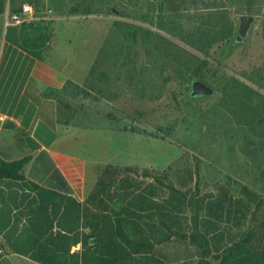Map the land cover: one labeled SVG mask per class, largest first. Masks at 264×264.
Wrapping results in <instances>:
<instances>
[{"label":"trees","instance_id":"16d2710c","mask_svg":"<svg viewBox=\"0 0 264 264\" xmlns=\"http://www.w3.org/2000/svg\"><path fill=\"white\" fill-rule=\"evenodd\" d=\"M110 1L100 0L108 13L116 9V2ZM227 1L199 0L203 7H197L192 16L191 11L158 14L155 26L169 36L138 24L119 20L115 24H122L123 38L134 41L133 32L138 30L140 39L155 44L158 53L152 55L163 60L159 68L174 73L164 79L170 82L174 101L203 99L188 96L190 81L198 78L212 86L214 94H220L211 110L247 105L261 117L264 94L228 74L222 59L216 57L217 49L222 50L225 44L228 54L240 45H231L236 19L230 16ZM24 3L32 6L35 18L18 24V44L39 57L52 34L53 20L46 18V0H0V15L21 13ZM83 3L89 13L97 0ZM187 6L183 4L184 9ZM119 11L121 16L129 15L122 8ZM150 22L155 24L153 17ZM260 32L264 38V8ZM120 52L118 48L113 54ZM109 53L101 65V81L106 80L105 70L133 62L126 57L113 60ZM254 69L249 79L264 87V70L260 66ZM36 90L31 80L27 95L34 96ZM96 91L101 94L103 89ZM44 96L57 104L55 112L39 99V115L52 128L59 111L73 117L85 110V100L97 101V96L69 80ZM78 97L83 100L79 105L74 101ZM249 126L252 136L241 150L256 169L263 166L264 172V118L255 123L252 117ZM131 131L139 132L133 127ZM20 132L31 152L13 159L0 155L1 249L41 264H264V194L203 162L196 153L201 152L200 145L195 144V150L162 169L96 164V181L79 201L50 154L45 149L37 151L39 145L29 131ZM77 245L79 248L72 249Z\"/></svg>","mask_w":264,"mask_h":264},{"label":"rangeland","instance_id":"374dc122","mask_svg":"<svg viewBox=\"0 0 264 264\" xmlns=\"http://www.w3.org/2000/svg\"><path fill=\"white\" fill-rule=\"evenodd\" d=\"M198 1L120 0V3L115 4L118 13H108L101 3V15L55 16L53 27L56 37L52 40V45L56 51L45 53L44 57L71 79H83L97 55L105 57L118 48H121V52L119 55H111L113 60L121 61L124 57L133 60L123 68L105 70V93L99 94L100 100L95 103L94 108L86 105L88 109L77 111V115L73 117H69V112L59 111V134L70 141L65 145L68 151L94 157L96 164H135L158 169L166 167L185 152L195 150L193 146L198 144L202 150L196 153L203 162L264 194L263 166L256 169L241 150V146L252 136L249 120L253 117L257 123L263 121L264 116L259 117L254 108L251 106L247 109V105H230V108L211 110L210 105L219 101V93L206 98L199 97L203 99L197 101L181 98L174 101L169 90L170 82L164 80L174 73L166 67L159 68L163 60L152 55L158 53L154 49L155 44L140 39L138 30L133 32L134 41L132 38L125 39L120 31L122 24H115V20H119L166 34L155 26L156 16L163 12L180 14L186 11L188 14L191 11L192 16L197 7H203ZM124 3L130 4L128 9L124 7ZM183 4L188 5L187 9H184ZM226 6L232 18L248 13L256 15L258 19L245 42L240 43L230 54L228 43L225 44L222 50L217 49L216 57L222 59L221 63L228 74L235 75L264 94V87L249 79L255 67L260 66L264 70V38L260 32L264 0H229ZM119 8L129 12V15L121 16ZM152 17L155 24H150ZM5 21L6 18L4 22L0 19V54L4 41H11L16 34V27L12 24L5 25ZM173 40L180 43L176 38ZM97 64L102 65V59ZM262 76L264 84V72ZM15 87L16 84L12 86L11 92L15 91ZM108 90L118 92V97L111 99L106 96L113 93ZM178 90L176 86V91ZM77 99L81 100L80 97ZM75 103L79 105L77 101ZM3 109L14 111L12 106L7 105ZM9 122L8 119H0V155L13 159L28 153L29 145L22 139L21 132L15 125L6 126H9ZM65 127H68L67 131L63 129ZM131 127L139 132L131 131ZM253 137L258 140L257 136ZM77 248L79 245L72 249ZM183 254L187 255V252Z\"/></svg>","mask_w":264,"mask_h":264},{"label":"crops","instance_id":"0c3cea01","mask_svg":"<svg viewBox=\"0 0 264 264\" xmlns=\"http://www.w3.org/2000/svg\"><path fill=\"white\" fill-rule=\"evenodd\" d=\"M81 1L82 0H46L48 12L46 18L52 19L54 22V17L57 15H101L100 1L97 3L98 5L93 6V11L89 13L85 11L86 7L84 3L80 4ZM110 2L119 3V0H111ZM125 5L128 9V5L130 4L126 3ZM112 10L118 13L117 9L113 8ZM5 18L6 12L0 15V19H2L3 22ZM53 22L51 38L45 48H43L39 57H35L33 54L27 52L19 46V23H11L16 27V34L11 41L3 43L0 54V119H8L15 125L16 128H18L19 131L20 129L29 131L30 136L39 145L37 151L45 149L50 154L56 166L59 168L70 186L72 195L77 200L82 201L96 181L94 167L97 161L94 157L89 158L85 155H79L66 149L65 145H67L70 141L68 139H64L59 134L57 128V125H59L58 120L55 123V127L52 128L40 117L39 112L41 107L39 106V99L42 100L45 108H51L56 112L57 104L55 99L44 96L45 92L52 89H60L63 84L69 80L90 91L93 95L97 96V101H99L100 93L96 91V89H103L106 81H101L99 79L102 67L97 64V61H100L104 57L100 56V54L97 55L98 57L89 72L83 79L81 78L78 81L71 79L67 76V74L61 73L62 69L52 65L44 57L45 53L51 54L56 51V48L52 45V40L56 37ZM102 61L105 62V59ZM31 80L35 81L37 89L34 96H29L26 93L27 86ZM10 82H12L13 85L16 84L14 92H11L13 85H11ZM108 92L115 93L116 91L108 90ZM103 93L105 92H102L101 94ZM112 94H108L106 96H109L111 99L115 98L112 97ZM68 101L72 102V99L69 98ZM74 101H77L78 104L82 103L81 100L78 99H74ZM97 101L93 102L89 100V102H84L86 103L84 109H88L86 105H91L92 108H94ZM5 105H7V107L12 106L14 111H5L3 109V106ZM63 129L66 130L68 127ZM29 152H31L30 145ZM29 167L30 163L25 166V171H27ZM1 250L0 264H41L33 261L27 256L13 251H8L5 248Z\"/></svg>","mask_w":264,"mask_h":264},{"label":"water","instance_id":"95a60500","mask_svg":"<svg viewBox=\"0 0 264 264\" xmlns=\"http://www.w3.org/2000/svg\"><path fill=\"white\" fill-rule=\"evenodd\" d=\"M257 21V16L248 13L238 14L236 16V31L231 42V45H236L244 42L250 36L251 30ZM215 93V90L208 83L198 78H193L190 81V97H207Z\"/></svg>","mask_w":264,"mask_h":264},{"label":"built area","instance_id":"2783aa9c","mask_svg":"<svg viewBox=\"0 0 264 264\" xmlns=\"http://www.w3.org/2000/svg\"><path fill=\"white\" fill-rule=\"evenodd\" d=\"M35 17L33 15V8L31 5H29L28 3H24L22 5V11L21 13H13L9 16H7L6 14V21H5V25L11 24V23H22V22H26V21H31L33 20ZM1 248H0V252H1Z\"/></svg>","mask_w":264,"mask_h":264}]
</instances>
